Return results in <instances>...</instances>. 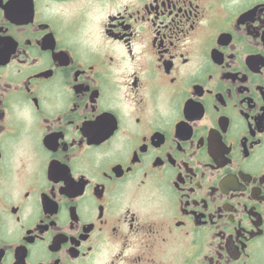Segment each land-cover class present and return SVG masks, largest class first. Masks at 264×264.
Instances as JSON below:
<instances>
[{
	"label": "flooded vegetation",
	"instance_id": "1",
	"mask_svg": "<svg viewBox=\"0 0 264 264\" xmlns=\"http://www.w3.org/2000/svg\"><path fill=\"white\" fill-rule=\"evenodd\" d=\"M0 264H264V0H0Z\"/></svg>",
	"mask_w": 264,
	"mask_h": 264
}]
</instances>
